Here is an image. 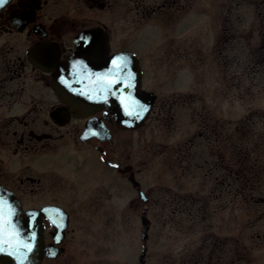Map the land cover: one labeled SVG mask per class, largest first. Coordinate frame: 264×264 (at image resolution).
<instances>
[{"label": "flooded vegetation", "instance_id": "af4514ba", "mask_svg": "<svg viewBox=\"0 0 264 264\" xmlns=\"http://www.w3.org/2000/svg\"><path fill=\"white\" fill-rule=\"evenodd\" d=\"M214 8L219 10L216 16ZM150 20L167 29L195 23L192 26L198 27L197 33L203 28L202 36L207 35L212 23L218 24L211 36V48L214 55L226 61V77L237 73L241 61L248 60L244 62L250 70L248 76L264 79V0H7L0 6V198L20 205L16 227L12 228L15 234L34 236L31 248L36 250L41 235L42 256L37 264H148V251L141 257L146 244L135 263L127 251L126 258L120 260L115 244L107 248L95 243L104 225H109L110 215H117L119 178L124 180L123 186L137 190L140 219L146 215L152 225L151 195L141 182L134 185L138 169L130 153L119 152V135L132 140L135 129L154 113L158 118L170 114L173 105L190 106L197 124V110L193 108L196 97L192 93L173 95L157 103L160 96L154 87L160 80L147 72L143 57L149 54L148 49V54L136 50L131 40L135 33L148 28ZM196 35L163 40L174 43L178 37L180 44H188L186 48L193 45L197 49ZM176 48L166 53L189 54L183 52L185 47ZM122 51L131 53L125 56L118 72V67L113 68L112 56ZM77 53L80 62L69 70L67 60ZM135 57L140 66L142 102L147 91L157 94L149 115L138 128L121 126L123 113L119 109L125 88L130 89L125 87L126 82H132V90L135 86L133 77L128 76ZM92 68L93 79L89 74ZM69 72L78 73L80 83L65 82L64 89L81 88L78 103L77 96L70 98L55 83L59 75L68 78L65 74ZM115 80L121 82L109 83ZM227 85L224 103L229 107L232 91L240 85L233 79ZM261 86L264 88L263 82ZM231 113L224 115L227 120L219 126L227 124V130L231 127ZM263 114L252 112L236 124L239 146L231 143L224 128L218 132L214 125L200 132L209 140L212 156L219 157L208 168L215 190L220 189L219 193L212 189V200L219 199L224 191L230 193L233 181L238 183L235 194L253 205L255 211L262 210L260 217L264 216V156L260 152L264 132L262 128L258 131V142L253 145L249 130L256 124L254 117L262 118ZM197 145L195 136L182 150L180 160L187 161L186 171ZM218 146L222 154L217 152ZM232 146L238 156L235 160L231 157ZM215 171L218 173L213 175ZM4 188L13 195L1 194ZM178 211L182 209H171ZM7 254L0 236V264H7ZM15 258V264H23L19 250ZM217 260L209 259L208 264H226L220 256Z\"/></svg>", "mask_w": 264, "mask_h": 264}, {"label": "rangeland", "instance_id": "374dc122", "mask_svg": "<svg viewBox=\"0 0 264 264\" xmlns=\"http://www.w3.org/2000/svg\"><path fill=\"white\" fill-rule=\"evenodd\" d=\"M218 12L214 8V16ZM151 21L147 23L148 28L135 33L131 40L136 50L148 54V49L149 54L143 57L147 72L151 78L160 80L154 87L160 96L157 103L173 95L192 93L196 97L193 108L197 110V124L193 122L190 106L173 105L172 114H161L158 118L154 113L147 123L135 129L132 140L127 141L119 135V152L121 155L131 154L141 186L151 195L150 237L146 242L142 239L141 202L137 190H133L131 185L123 186L125 182L119 178V192L115 200L117 215L115 218L110 215L109 225H104L103 233L95 244H104L107 248L115 244L120 260L126 258L127 251L135 263L146 244L148 264H208L209 259L218 262L219 256L226 264H264V216H259L263 211H255L253 205L245 203L240 195L235 194L238 183L233 181L230 193L224 191L219 199L212 200V189L216 193L220 189L217 187L215 190L216 184L208 168L210 162L219 157L218 154L212 156L209 140L200 136V132L209 131L215 125L218 132L222 128L223 132L228 131L231 143L239 146L236 124L252 112L264 113V88L261 86L264 79L260 75L254 78L248 76L250 70L244 65L248 60L241 61L237 73L226 77L222 61L211 48V36L215 35L218 24L212 23L207 35L202 36L203 28L200 27L197 33L198 27L192 26L195 23L187 22L167 29L155 26L153 24L156 23ZM179 35L198 36L194 40L197 49L193 45L186 48L188 44H180L178 37L174 43L163 40ZM251 36L254 38V34ZM176 47H185L183 52L189 54L166 53L169 49L175 52ZM191 52L193 56H190ZM232 79L240 87L232 91L234 95L228 103L231 111L224 101L227 84ZM227 112L228 116L232 112L233 118L228 130L227 124L223 127ZM254 118L256 124H252L249 130L253 133V141H250L253 145L259 137L258 131L262 128L264 132V116ZM221 123L223 125L219 126ZM195 136L198 145L186 171L187 161L180 160V155L188 140ZM260 149L264 156L263 143ZM217 152L223 153L221 146H218ZM255 153L257 151L251 154L252 158ZM231 157L233 160L238 157L233 146ZM215 173L218 171L213 175ZM261 174L264 179V173ZM172 208L182 211L174 213Z\"/></svg>", "mask_w": 264, "mask_h": 264}, {"label": "water", "instance_id": "95a60500", "mask_svg": "<svg viewBox=\"0 0 264 264\" xmlns=\"http://www.w3.org/2000/svg\"><path fill=\"white\" fill-rule=\"evenodd\" d=\"M131 52L129 51H122L119 52L118 54H115L112 56V60L116 62L117 65H119L118 67V72H121V68L125 62V56L127 54H129ZM105 59V58H103ZM90 60V59H89ZM80 62V56L79 53L71 56L68 60H67V68H69V70L76 64H79ZM92 64L94 65L95 59H92ZM117 67L116 65L113 64V68ZM130 71L128 74L129 78L135 80L134 83V88L133 90L131 89L132 86V82H126L125 87H130V89L128 90L127 88H125L126 90H124V94L122 95V100L121 103L119 104V109L122 111L123 116L120 119V123L121 126L123 127H138L142 124L144 118L147 116V114L149 113L155 99H156V94L152 91H148L145 94V102H141V98H142V93L140 92L139 89V84H140V72H139V64H138V60L135 57V63H134V67L131 66V64L129 65ZM127 69V67H126ZM125 69V70H126ZM92 72L89 73L92 75V79L94 77L95 71L94 68H92L91 70ZM65 74V73H64ZM124 74L127 76V73L124 72ZM67 76H69L68 78H64L65 76H58V78L56 79V84L60 86L59 89L62 90L63 93H65L67 96H69L71 98L72 95H75L77 97L76 101L77 103L82 99L81 97V88H66L64 89V85L63 83L65 82H72L73 84H77L80 83L79 79H78V73H70L69 74H65ZM59 82V83H58ZM89 90V89H87ZM128 90V91H127ZM121 93V91H120ZM71 95V96H70ZM146 109V110H144ZM131 112L132 115H129L128 113ZM135 186H137L139 184V182L134 179L133 180ZM2 192L1 194H5L6 196H11L13 195L11 193V191H9L8 189H1ZM6 205L8 206V208L11 210V223L6 225V232L4 233L5 236H1V238L4 240L5 244H6V248H7V256H6V261L7 264H15V256L18 253V250L21 252V258L23 259V264H37V262H39V260L41 259L42 256V247H41V235H39L37 238H39L40 240V244L38 245V249L36 250L35 248H31L32 243L35 242V237L34 236H30V235H17L14 233V230H12V228L16 227V214H18L20 212V205L18 204V202H6ZM16 215V216H15ZM142 223L144 225V235L143 238H147L148 237V228H149V223L150 220L146 217L143 216L142 219ZM35 244V243H34ZM26 245L30 246V250L29 247H25ZM20 248V249H19ZM145 253V250L143 251V254ZM38 255V256H37Z\"/></svg>", "mask_w": 264, "mask_h": 264}, {"label": "snow or ice", "instance_id": "6c2138e0", "mask_svg": "<svg viewBox=\"0 0 264 264\" xmlns=\"http://www.w3.org/2000/svg\"><path fill=\"white\" fill-rule=\"evenodd\" d=\"M6 2L7 0H0V6H2ZM113 64L119 67V65H117L115 61H113ZM120 82H121L120 80L109 81L110 84L120 83ZM128 114L132 115L131 112H129ZM11 215H12L11 210L6 205V202H4L2 198H0V236H3V234L6 232L5 226L11 223V220H10ZM52 223L56 224V226L59 227V224L57 223L56 220H52ZM25 247H29V250H30V246L26 245Z\"/></svg>", "mask_w": 264, "mask_h": 264}, {"label": "trees", "instance_id": "16d2710c", "mask_svg": "<svg viewBox=\"0 0 264 264\" xmlns=\"http://www.w3.org/2000/svg\"><path fill=\"white\" fill-rule=\"evenodd\" d=\"M222 63H223V67H224V70H225V64H226V61L225 60H221Z\"/></svg>", "mask_w": 264, "mask_h": 264}]
</instances>
